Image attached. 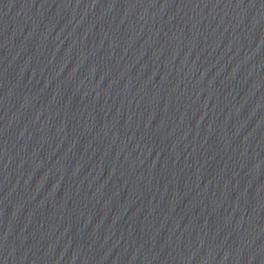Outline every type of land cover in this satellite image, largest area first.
Returning <instances> with one entry per match:
<instances>
[{
    "label": "water",
    "instance_id": "1",
    "mask_svg": "<svg viewBox=\"0 0 264 264\" xmlns=\"http://www.w3.org/2000/svg\"><path fill=\"white\" fill-rule=\"evenodd\" d=\"M139 264H264V0H250Z\"/></svg>",
    "mask_w": 264,
    "mask_h": 264
}]
</instances>
